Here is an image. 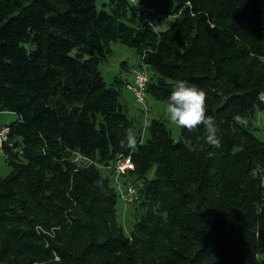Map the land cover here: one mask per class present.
Here are the masks:
<instances>
[{
	"label": "trees",
	"instance_id": "16d2710c",
	"mask_svg": "<svg viewBox=\"0 0 264 264\" xmlns=\"http://www.w3.org/2000/svg\"><path fill=\"white\" fill-rule=\"evenodd\" d=\"M168 2L181 13L158 31L128 0L107 11L95 0H0V112L16 115L3 145L0 264H264V140L252 128L254 112L264 116V0ZM111 43L135 50L157 101L177 79L204 89L219 146L203 125L179 126L174 140L161 120L135 151L122 146L134 132L121 101L131 76L104 81ZM124 156L138 194L129 235L115 208L128 182L100 168Z\"/></svg>",
	"mask_w": 264,
	"mask_h": 264
},
{
	"label": "rangeland",
	"instance_id": "374dc122",
	"mask_svg": "<svg viewBox=\"0 0 264 264\" xmlns=\"http://www.w3.org/2000/svg\"><path fill=\"white\" fill-rule=\"evenodd\" d=\"M109 2L110 0H95L97 10L104 9L107 11L109 9ZM145 3L152 6L157 14L168 16V18H162L155 22L154 28L158 31L165 30L171 23V18L179 16L171 13L173 6L168 0H145ZM110 49L111 52L109 54H104V51L102 50L104 56L102 55L99 64V71L101 72L104 81L108 84L112 83L116 78L127 79L129 67L140 64V58L134 49L128 48L120 43H111ZM122 63H125V65L128 66L126 69L124 67L125 71L121 67ZM131 95L132 94L129 91L122 89L121 101L128 109L129 117L133 120L135 134L140 137L141 140L145 139L148 128L147 126L152 120L163 121L167 129L170 130L172 138L174 140L180 138L179 126L173 124L168 118V115L165 112V103L157 101L150 95H147V112H145L136 104L133 95ZM253 116V132L256 136L264 140V116L257 110L254 112ZM15 119L16 115L13 113L0 112V127L10 124ZM145 123L146 126H144ZM9 170L10 169L6 164L5 155L0 153V177L6 176L9 173ZM107 172L108 171L105 173ZM122 175L123 177L120 181L125 183L128 182V184L131 183L128 173ZM111 183L114 185L113 181ZM135 207H137V204L135 203L125 204L120 200H117L115 208L118 215V224L121 225L125 235L130 234L136 220ZM137 211H139V209ZM138 217H140V215H138Z\"/></svg>",
	"mask_w": 264,
	"mask_h": 264
},
{
	"label": "clouds",
	"instance_id": "9594fccd",
	"mask_svg": "<svg viewBox=\"0 0 264 264\" xmlns=\"http://www.w3.org/2000/svg\"><path fill=\"white\" fill-rule=\"evenodd\" d=\"M206 95L205 90L195 84L177 79L165 104V112L173 124L188 130L203 125L206 131L205 141L210 145L219 146L220 138L217 135L218 127L215 117L206 114ZM258 99L264 101V91L258 93ZM121 145L135 151L136 134L129 131L125 139L121 141Z\"/></svg>",
	"mask_w": 264,
	"mask_h": 264
},
{
	"label": "built area",
	"instance_id": "2783aa9c",
	"mask_svg": "<svg viewBox=\"0 0 264 264\" xmlns=\"http://www.w3.org/2000/svg\"><path fill=\"white\" fill-rule=\"evenodd\" d=\"M130 3L133 13L136 19L140 23H146L150 27L154 28L155 22L162 18H168L167 15L157 14L153 7L140 1V0H128ZM178 12L176 15H180ZM129 75L131 81H129L125 88L129 91L136 102V104L145 112L146 108V97H147V84L149 81L148 68L144 64L133 65L129 68ZM146 126V123L144 124ZM148 127V126H147ZM9 126L4 125L0 127V153L4 154L3 145L8 141ZM106 171L112 173L114 182L119 185L120 179L123 177L122 174L129 173L134 170L133 162L130 156L119 157L113 163L107 167H101ZM118 199L125 204H132L138 200L137 189L132 184H127L123 188H118Z\"/></svg>",
	"mask_w": 264,
	"mask_h": 264
},
{
	"label": "crops",
	"instance_id": "0c3cea01",
	"mask_svg": "<svg viewBox=\"0 0 264 264\" xmlns=\"http://www.w3.org/2000/svg\"><path fill=\"white\" fill-rule=\"evenodd\" d=\"M124 66H127V65H124ZM130 80V77H129V74H128V77H127V81ZM127 83V82H126ZM132 96V95H131ZM125 106V105H124Z\"/></svg>",
	"mask_w": 264,
	"mask_h": 264
}]
</instances>
